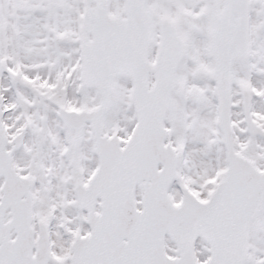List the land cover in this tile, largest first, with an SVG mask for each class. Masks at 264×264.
I'll use <instances>...</instances> for the list:
<instances>
[{"label":"snow or ice","instance_id":"obj_1","mask_svg":"<svg viewBox=\"0 0 264 264\" xmlns=\"http://www.w3.org/2000/svg\"><path fill=\"white\" fill-rule=\"evenodd\" d=\"M0 264H264V0H0Z\"/></svg>","mask_w":264,"mask_h":264}]
</instances>
